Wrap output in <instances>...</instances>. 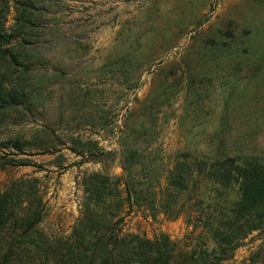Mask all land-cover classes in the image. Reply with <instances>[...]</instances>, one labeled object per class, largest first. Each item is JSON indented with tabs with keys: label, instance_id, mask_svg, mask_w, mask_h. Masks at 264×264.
I'll list each match as a JSON object with an SVG mask.
<instances>
[{
	"label": "trees",
	"instance_id": "obj_1",
	"mask_svg": "<svg viewBox=\"0 0 264 264\" xmlns=\"http://www.w3.org/2000/svg\"><path fill=\"white\" fill-rule=\"evenodd\" d=\"M41 3L0 0V111L22 106L31 112L43 88L57 78L51 59L58 42L50 27H42ZM12 4L14 23L8 26ZM34 43L41 47L26 48ZM137 52L127 49L120 54L123 69L111 75L112 81L126 83L130 74L140 80ZM262 55L252 58L247 49L239 54L233 31L227 30L216 37L193 36L180 59L158 67L147 95L134 99L138 109L127 110L117 127L114 152L121 174L97 171L81 177L79 218L71 243L62 248L61 264H171L172 242L166 235L149 239L123 234V213L134 208L146 217H184L198 230L180 264H223L247 237L264 229V106L243 104L245 94L239 90L241 82L264 86ZM171 115L183 143L166 161L160 157L158 139ZM1 144L23 153L20 140ZM43 144L54 147L53 140ZM93 145L90 149L73 140L70 150L82 156V163H97L112 152L98 154L102 149ZM6 204V197H0V231L14 217L7 214ZM27 223L14 218L12 240L25 238L38 221L29 227ZM13 253L11 246L0 254V264H12ZM255 261L251 256L249 262Z\"/></svg>",
	"mask_w": 264,
	"mask_h": 264
},
{
	"label": "rangeland",
	"instance_id": "obj_2",
	"mask_svg": "<svg viewBox=\"0 0 264 264\" xmlns=\"http://www.w3.org/2000/svg\"><path fill=\"white\" fill-rule=\"evenodd\" d=\"M39 5V13L34 12L58 42L51 59L57 78L43 88L31 112L22 106L0 111V144L10 139L24 143L23 153L0 146V197H6L7 214L14 216L0 231V254L13 246L12 264H61L62 248L71 243L79 218L82 175L121 174L115 153L117 127L127 110L138 109L134 99L147 95L158 67L180 59L193 36L216 37L230 30L239 54L247 49L256 58L264 52V0H42ZM13 7L8 26L14 23ZM38 47L37 43L26 46ZM127 49L140 54V80L130 74L126 83L112 81L111 75L123 69L120 54ZM239 90L245 94L243 104L264 106L263 85L241 82ZM181 102L175 101V111ZM87 115L92 121L86 120ZM48 140L54 147L44 146ZM73 140L89 144L90 149L97 143L103 151L98 154L112 152L97 163H82V156L70 150ZM182 143L171 115L158 139L160 157L172 160ZM15 217L28 221L27 227L38 223L25 238L12 240ZM121 228L123 234L149 239L166 235L172 242L171 264L181 263L198 235L184 217H146L136 208L123 213ZM251 256L254 264H264V229L247 237L223 264H251Z\"/></svg>",
	"mask_w": 264,
	"mask_h": 264
}]
</instances>
